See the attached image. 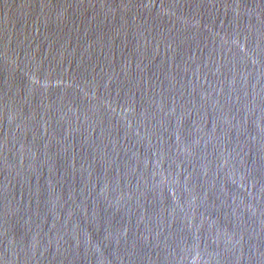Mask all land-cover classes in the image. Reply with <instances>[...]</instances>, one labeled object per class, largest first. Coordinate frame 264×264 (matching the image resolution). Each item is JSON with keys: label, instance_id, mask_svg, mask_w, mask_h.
<instances>
[{"label": "water", "instance_id": "95a60500", "mask_svg": "<svg viewBox=\"0 0 264 264\" xmlns=\"http://www.w3.org/2000/svg\"><path fill=\"white\" fill-rule=\"evenodd\" d=\"M0 264H264V0H0Z\"/></svg>", "mask_w": 264, "mask_h": 264}]
</instances>
